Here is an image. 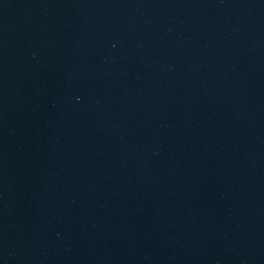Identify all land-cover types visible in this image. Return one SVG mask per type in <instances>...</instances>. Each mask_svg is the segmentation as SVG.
Listing matches in <instances>:
<instances>
[{"label": "water", "instance_id": "1", "mask_svg": "<svg viewBox=\"0 0 264 264\" xmlns=\"http://www.w3.org/2000/svg\"><path fill=\"white\" fill-rule=\"evenodd\" d=\"M0 264H264V0H0Z\"/></svg>", "mask_w": 264, "mask_h": 264}]
</instances>
